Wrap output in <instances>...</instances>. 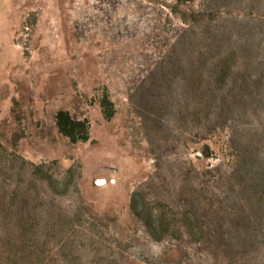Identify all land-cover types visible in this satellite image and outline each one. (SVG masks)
I'll use <instances>...</instances> for the list:
<instances>
[{
  "label": "rangeland",
  "instance_id": "obj_1",
  "mask_svg": "<svg viewBox=\"0 0 264 264\" xmlns=\"http://www.w3.org/2000/svg\"><path fill=\"white\" fill-rule=\"evenodd\" d=\"M0 1V264H264V0H195L189 25L172 0ZM194 169L226 174L199 190L215 237L174 258L129 199L191 200Z\"/></svg>",
  "mask_w": 264,
  "mask_h": 264
},
{
  "label": "trees",
  "instance_id": "obj_2",
  "mask_svg": "<svg viewBox=\"0 0 264 264\" xmlns=\"http://www.w3.org/2000/svg\"><path fill=\"white\" fill-rule=\"evenodd\" d=\"M194 2L195 0H172L164 6L182 23L189 25L204 21L207 13L205 5L195 8ZM100 107L103 117L110 119L114 109L106 94L100 99ZM54 123L57 131L72 144L85 143L90 138L89 120L73 117L67 109L55 112ZM226 156L232 161L241 158L239 152L233 153L231 148ZM11 160V154L0 145V164L4 167ZM29 164L33 165L31 162ZM42 166L43 164L36 165V168ZM71 171L72 168L69 167L61 174L69 176ZM197 171L193 170L191 193L196 195L191 200L179 196L170 198V201L161 197L148 198L142 187L132 191L130 195V211L140 221L146 235L155 242L172 241L170 253L174 258H180L195 248L209 246L215 237V228L209 226L206 216L220 209V194L211 192V195H204L199 190L201 185L203 189L206 185H211V182L226 177V174L225 171H220L214 178H210L209 170Z\"/></svg>",
  "mask_w": 264,
  "mask_h": 264
},
{
  "label": "built area",
  "instance_id": "obj_3",
  "mask_svg": "<svg viewBox=\"0 0 264 264\" xmlns=\"http://www.w3.org/2000/svg\"><path fill=\"white\" fill-rule=\"evenodd\" d=\"M103 181H104V180H99V181H98V182H99L98 184H101V183H103Z\"/></svg>",
  "mask_w": 264,
  "mask_h": 264
},
{
  "label": "crops",
  "instance_id": "obj_4",
  "mask_svg": "<svg viewBox=\"0 0 264 264\" xmlns=\"http://www.w3.org/2000/svg\"><path fill=\"white\" fill-rule=\"evenodd\" d=\"M1 2V1H0ZM2 11L0 10V13H1Z\"/></svg>",
  "mask_w": 264,
  "mask_h": 264
}]
</instances>
